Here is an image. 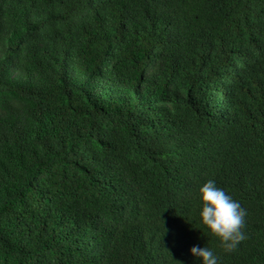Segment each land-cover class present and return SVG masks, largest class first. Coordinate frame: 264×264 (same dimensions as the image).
<instances>
[{
  "label": "trees",
  "instance_id": "obj_1",
  "mask_svg": "<svg viewBox=\"0 0 264 264\" xmlns=\"http://www.w3.org/2000/svg\"><path fill=\"white\" fill-rule=\"evenodd\" d=\"M215 180L233 251L199 222ZM264 264V0H0V264Z\"/></svg>",
  "mask_w": 264,
  "mask_h": 264
},
{
  "label": "clouds",
  "instance_id": "obj_2",
  "mask_svg": "<svg viewBox=\"0 0 264 264\" xmlns=\"http://www.w3.org/2000/svg\"><path fill=\"white\" fill-rule=\"evenodd\" d=\"M196 199L199 222L208 235L217 238L225 251L235 250L247 238L243 230L247 209L211 179L200 186ZM190 251L200 264H219L217 254L210 247L194 245Z\"/></svg>",
  "mask_w": 264,
  "mask_h": 264
}]
</instances>
